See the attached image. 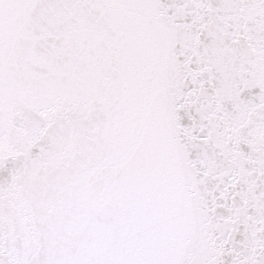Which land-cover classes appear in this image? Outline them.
Masks as SVG:
<instances>
[{"label":"snow or ice","instance_id":"snow-or-ice-1","mask_svg":"<svg viewBox=\"0 0 264 264\" xmlns=\"http://www.w3.org/2000/svg\"><path fill=\"white\" fill-rule=\"evenodd\" d=\"M0 264H264V0H0Z\"/></svg>","mask_w":264,"mask_h":264}]
</instances>
